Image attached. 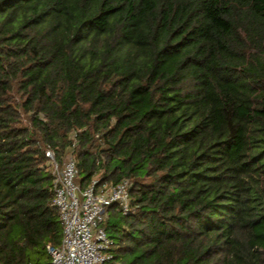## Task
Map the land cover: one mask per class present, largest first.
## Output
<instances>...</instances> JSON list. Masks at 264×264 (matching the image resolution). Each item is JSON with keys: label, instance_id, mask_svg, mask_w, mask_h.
I'll use <instances>...</instances> for the list:
<instances>
[{"label": "trees", "instance_id": "16d2710c", "mask_svg": "<svg viewBox=\"0 0 264 264\" xmlns=\"http://www.w3.org/2000/svg\"><path fill=\"white\" fill-rule=\"evenodd\" d=\"M131 181L123 264H264V0H0V264H52L45 150Z\"/></svg>", "mask_w": 264, "mask_h": 264}, {"label": "built area", "instance_id": "2783aa9c", "mask_svg": "<svg viewBox=\"0 0 264 264\" xmlns=\"http://www.w3.org/2000/svg\"><path fill=\"white\" fill-rule=\"evenodd\" d=\"M45 155L53 175V204L63 224L60 244H47L52 264H123L110 251L113 239L104 222L113 203L124 214L134 210L131 181L101 182L95 177L82 187L72 153L61 160L53 148L47 147Z\"/></svg>", "mask_w": 264, "mask_h": 264}]
</instances>
